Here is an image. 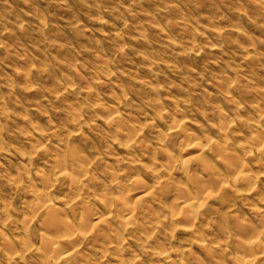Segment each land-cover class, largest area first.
Wrapping results in <instances>:
<instances>
[{"label":"clouds","instance_id":"1","mask_svg":"<svg viewBox=\"0 0 264 264\" xmlns=\"http://www.w3.org/2000/svg\"><path fill=\"white\" fill-rule=\"evenodd\" d=\"M0 264H264V0H0Z\"/></svg>","mask_w":264,"mask_h":264}]
</instances>
